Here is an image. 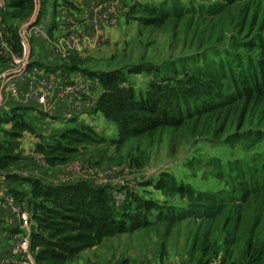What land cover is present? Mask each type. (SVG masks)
I'll return each instance as SVG.
<instances>
[{"label": "trees", "instance_id": "obj_1", "mask_svg": "<svg viewBox=\"0 0 264 264\" xmlns=\"http://www.w3.org/2000/svg\"><path fill=\"white\" fill-rule=\"evenodd\" d=\"M38 1L40 8L32 26L45 7L44 0ZM129 1L133 4L128 6V19L135 20L141 30L161 29L171 20L194 17L199 20L194 33L207 35V40L215 39L220 44L191 54L177 64L171 61L168 69L172 76L152 80L145 92L127 86L130 83L126 73L139 74L145 70L146 63L99 73L81 67L83 72L98 79L103 92L97 108L116 126V137L107 141L91 128H71L53 145L36 147L45 163L64 165L87 148L104 144L120 151L131 141H152L166 130L181 128L192 136L214 139V143L229 148L241 145L250 150L261 146L264 151L262 0H203L206 4L199 5L191 0L188 5L182 0L150 4ZM5 3L4 22L29 20L36 5L35 0H6ZM203 21L207 24L202 29ZM16 27L8 28L17 47L20 37ZM2 57L0 47V64L4 61ZM76 65L70 68L80 67ZM151 68L154 72L160 70ZM17 111L12 109L0 114V123L12 124L10 130L4 131V141L0 143V172L18 160L17 140L22 133L34 134ZM257 157L260 159L252 163L234 160L226 165L213 160L216 177L224 182L231 197L229 203L221 197V192L196 191L170 179L168 189L185 200V208H168L165 213L160 208L153 209L157 220L165 222L168 231L185 220L210 230L234 208L237 215L240 212H250L253 217L264 215V157ZM28 180L35 193L30 241L36 264H65L79 258L103 238L143 226L149 206L153 205L145 203L143 214L133 218L129 228L111 207L102 189L92 188L83 180L60 186ZM260 221L255 218V227L262 223ZM241 263L240 259L238 264Z\"/></svg>", "mask_w": 264, "mask_h": 264}, {"label": "rangeland", "instance_id": "obj_2", "mask_svg": "<svg viewBox=\"0 0 264 264\" xmlns=\"http://www.w3.org/2000/svg\"><path fill=\"white\" fill-rule=\"evenodd\" d=\"M157 1L161 0H136L142 4ZM191 1L194 5L206 4L203 0ZM127 2L126 5L121 3L118 10L125 8L127 11L128 6L133 4L129 0ZM182 2L188 5V0ZM262 3L264 5V0ZM38 4L37 1L34 10L36 14L40 8ZM32 20L23 21L19 25L18 20L14 21L28 58L32 57L30 42L34 35L28 31L31 25L27 24ZM198 22L194 17H187L171 20L161 29L142 30L136 22L138 25H133L126 31L131 35L124 49H120L121 53L101 63L99 67L91 59L88 67L94 65L96 71L104 72L129 69L133 65L146 63L143 72L126 73L130 83L127 86L145 92L152 80L172 76L168 69L171 61L177 64L191 54L220 44L215 39L207 40V35L195 34ZM206 24L207 21H203L201 28H205ZM67 36L70 35L63 34L55 38L54 48L59 39ZM1 39L5 42L4 36ZM22 50L21 53L15 52L13 56H22ZM5 56L9 59V56ZM151 66L160 70L154 72ZM220 144L214 143V139L192 136L187 129H170L152 141H131L120 151L107 145L94 147L97 150L91 147L87 164L75 159L74 163H67L68 166H59L56 172L67 173L72 180H85L92 188L104 190L111 207L129 228L132 226V219L143 214L145 203L153 204L149 206L143 226L103 238L97 244H92L79 258L65 264H238L240 259L241 264H264V215L253 217L250 212H240L237 215L234 208L231 214L210 230L185 220L168 231L166 223L157 220V212L152 211L160 208L165 213L168 208H185V200L168 189L170 179L189 185L196 191L221 192V197L227 203L231 202L224 182L216 177L213 160H218L223 165L234 160L252 163L253 160L260 159L257 156L264 157V151L261 146L245 150L241 145L229 148ZM45 164L37 156L34 166L43 167ZM255 218L262 222L256 227ZM244 255H247L245 259Z\"/></svg>", "mask_w": 264, "mask_h": 264}, {"label": "crops", "instance_id": "obj_3", "mask_svg": "<svg viewBox=\"0 0 264 264\" xmlns=\"http://www.w3.org/2000/svg\"><path fill=\"white\" fill-rule=\"evenodd\" d=\"M37 1L35 0V2ZM44 1V11L36 24L46 25L47 36L45 38L38 35L32 36L30 42L32 57L26 60L29 63L26 67L27 74L22 76L20 70L24 67V63L22 64L21 57L17 56L19 58L18 63H13L12 60L15 52L21 53L22 50L20 32L17 31L20 41L16 47L11 39V30L8 27L17 25L14 24L15 20L11 22L3 21L2 17L7 9L6 0H0V47L2 48V56L5 57L3 63L0 64V79L4 77L0 83L4 86L3 92L5 98H7L3 113L18 109L17 114H21L24 122L34 130V134L22 133V137L17 140L16 153L18 160L1 171L0 177L6 178L9 187L24 203L30 219L34 210L35 193L28 179L40 180L53 186L73 184L80 181L72 180V177L67 173L56 172L59 166L65 167L64 165L67 164L56 166L46 164L43 167H35V160L39 156L36 152L38 145L45 147L53 145L62 133L71 128H91L96 135L107 141L115 138L117 134L116 126L107 121L103 113L97 108V102L103 89L98 79L83 72L81 67L86 66L83 68L95 72L94 65L88 67V61L92 59L91 62L99 67L101 63L107 62L118 53H121L122 50L120 51V49H124V45L129 41L131 35L126 31L133 25H138L135 20L128 19L129 16L125 8L118 10L121 3L124 2L125 5L128 3L127 0ZM38 2L40 6V1ZM115 10L119 12L116 13ZM97 11L100 12L102 17H105L101 21L100 27L94 26L92 20L96 17ZM32 16L29 20L32 19ZM19 24L21 22H18ZM94 32L105 34V40L97 42V39H92ZM63 34L70 35L66 38L70 39L73 45L66 44L59 51H55L53 41ZM3 36L5 42L1 39ZM60 40L66 41L65 39ZM5 55L9 56V59ZM22 55H24L23 50ZM74 64L80 67L70 68ZM34 65L52 69L58 81L76 84L79 88L78 94L71 95L64 103L58 100L52 91L41 87L40 90L46 98L44 105L27 101L21 95L13 99L7 76H17L20 93L27 92L37 87L35 83L36 76L31 72V67ZM55 66L59 68L57 69ZM11 126V123H0V143L4 141V131L10 130ZM106 145L111 148L114 147L109 144L95 147ZM89 151L90 148H87L68 164L74 163L75 159H78V162L87 164ZM31 221L30 240L31 225L33 224ZM27 232L19 219L11 215L8 209L0 203V264H36L34 254H21L16 248L18 240Z\"/></svg>", "mask_w": 264, "mask_h": 264}, {"label": "built area", "instance_id": "obj_4", "mask_svg": "<svg viewBox=\"0 0 264 264\" xmlns=\"http://www.w3.org/2000/svg\"><path fill=\"white\" fill-rule=\"evenodd\" d=\"M106 12V11H104ZM105 19V17H102L100 12H96V17L92 18L96 22V25L100 27L101 21ZM91 20V19H90ZM33 35H38L41 38H45L47 36V29L46 25L44 24H35L31 25V28L28 30ZM106 38L105 34H99L97 32H94L92 35V39H97V42H103ZM91 39V40H92ZM66 41L58 40L57 46L54 48L55 51H59L60 48L66 44L73 45L70 42V39L68 40L65 38ZM85 40V39H84ZM23 53L24 55L18 56L22 59V64L24 67L21 68L20 73L23 75L27 74L26 67L29 64L26 60L28 59V56L26 54V47L22 43ZM14 57L13 56L12 60ZM14 63V61H13ZM31 72L36 76V85L37 87H34L31 90H28L27 92L20 93L19 87L17 84V76H7V79H9V90L11 92L12 98L15 99L18 95H21L24 97L27 101H33L36 102L39 105H44L46 103V98L44 94L41 92L40 88L44 87L48 91H53L56 94V98L62 102L65 103L66 98L70 95H73L76 91L79 90L78 86L76 84L71 83H65L58 81L56 78V75L54 71L47 67H41L39 65H34L31 67ZM2 77L0 81L3 79ZM4 86L0 83V113L5 109L7 98H5L4 92H3ZM39 159L42 163H45L44 158L39 155ZM0 203L4 207L8 209L11 215L18 218L21 224L26 228L28 231L24 236L20 238L17 244V249L21 252V254L31 255V244H30V216L28 213V210L23 202H19L17 198L14 196V192L9 187L6 178L0 177Z\"/></svg>", "mask_w": 264, "mask_h": 264}, {"label": "bare ground", "instance_id": "obj_5", "mask_svg": "<svg viewBox=\"0 0 264 264\" xmlns=\"http://www.w3.org/2000/svg\"><path fill=\"white\" fill-rule=\"evenodd\" d=\"M93 25H94V26L96 25V22H95L94 20H93ZM96 26H97V25H96ZM13 61L16 62V63H18V62H19V58H18V57H14V58H13ZM52 92H53V91H52ZM78 92H79V91H76L73 95L78 94ZM53 93H54V92H53ZM54 94H55V93H54ZM55 95H56V94H55ZM70 96H71V95H70ZM70 96H68V97L66 98V101L69 99ZM66 101H65V102H66ZM1 113H3V111H2ZM1 113H0V114H1ZM44 164H45V163H44ZM45 165H46V164H45ZM19 240H20V239H19ZM19 240H18V241H19ZM17 244H18V243H17ZM30 244H31V241H30ZM16 248H17V245H16ZM17 250H18V249H17ZM18 251H19V250H18ZM31 254H32V253H31Z\"/></svg>", "mask_w": 264, "mask_h": 264}, {"label": "water", "instance_id": "obj_6", "mask_svg": "<svg viewBox=\"0 0 264 264\" xmlns=\"http://www.w3.org/2000/svg\"><path fill=\"white\" fill-rule=\"evenodd\" d=\"M36 12L35 13H33V16H32V22H30V23H28L27 25H32V23L34 22V19L36 18Z\"/></svg>", "mask_w": 264, "mask_h": 264}]
</instances>
